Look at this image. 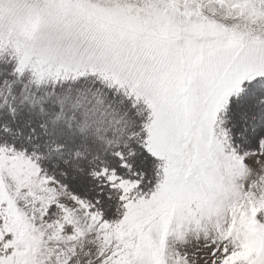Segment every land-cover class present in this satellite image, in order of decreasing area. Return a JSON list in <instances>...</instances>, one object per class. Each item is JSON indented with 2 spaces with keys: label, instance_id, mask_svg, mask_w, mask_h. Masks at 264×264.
I'll list each match as a JSON object with an SVG mask.
<instances>
[{
  "label": "snow or ice",
  "instance_id": "snow-or-ice-1",
  "mask_svg": "<svg viewBox=\"0 0 264 264\" xmlns=\"http://www.w3.org/2000/svg\"><path fill=\"white\" fill-rule=\"evenodd\" d=\"M0 264H264V0H0Z\"/></svg>",
  "mask_w": 264,
  "mask_h": 264
}]
</instances>
